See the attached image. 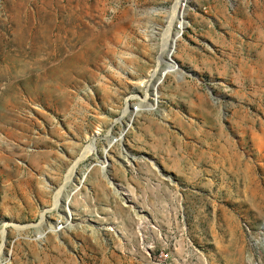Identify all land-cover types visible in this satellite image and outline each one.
Masks as SVG:
<instances>
[{
    "label": "rangeland",
    "instance_id": "rangeland-1",
    "mask_svg": "<svg viewBox=\"0 0 264 264\" xmlns=\"http://www.w3.org/2000/svg\"><path fill=\"white\" fill-rule=\"evenodd\" d=\"M175 1L0 0L2 264H264V0H193L159 83Z\"/></svg>",
    "mask_w": 264,
    "mask_h": 264
},
{
    "label": "bare ground",
    "instance_id": "bare-ground-1",
    "mask_svg": "<svg viewBox=\"0 0 264 264\" xmlns=\"http://www.w3.org/2000/svg\"><path fill=\"white\" fill-rule=\"evenodd\" d=\"M190 4L193 5V0H176L174 5H173V7L170 10L171 16H172L173 21H174V25H176V23H177V27L175 28V33H170V35H168V36H170V38H169L170 41H169V44L167 46L166 59L164 60L165 61L164 69H163L162 75L160 74L159 83L162 80L166 81L168 78H170L173 75L178 74L180 72V68L176 65V63L174 61V55L177 53L178 48H179L181 42L183 41V37H184L183 35L185 34V30L188 29V19H187L188 17L187 16H188L189 10L191 11V5ZM189 5H190V7H189ZM155 81H156V77L155 78L154 77H150V81H149V83L146 86L148 91L149 92L151 91L152 93L151 94H147V92H146L145 93L146 97L144 98V101L146 103L149 98H151L152 101H153V103L151 105L149 104V102H147L148 104H147V106H145L147 113H149V112L152 113L153 111H155V109L158 108L159 104H160V94H159L158 91H159V87L161 85L159 83L155 84ZM161 84H163V83H161ZM128 107H130V105ZM135 112L138 113L137 110H135ZM98 134H99V132H97L95 135L92 136V138H91L92 145L91 146H94L93 144L96 142V138H97ZM122 139H124L123 135L120 137V140H122ZM115 142H116L115 139H111L108 142V147L106 148V150L104 152V158H103V162H102V165H101L103 170H106L108 168V166H109V161L107 159V155H108V151H109L108 149ZM105 156H106V158H105ZM77 163H75V164H77ZM80 163H79V165H80ZM78 169H79L78 165H76V167L74 166V169L72 170L73 172L71 174V177H70L69 181H72V179L75 177V176L73 177V175L75 173H77ZM88 176H89L88 171H86L82 175V177H81L82 179L80 178L81 179V183H85L86 180L88 179ZM80 189H81V187L77 190V192ZM76 194L77 193L75 192V194L70 195L68 198L66 197L67 198V202H65L64 200H63L64 201L63 202L61 200L62 199L61 198L62 191H60L57 194L55 207L58 208V207L61 206L63 208V214L64 215L60 216V217L61 218H65L66 217L65 219H67V220L63 221V222L60 221L59 222L60 224L58 223L59 224L58 227L55 226V225L54 226L47 225V226H49V227H47V226H45L47 224L45 216L50 211L49 210L46 211L45 214L42 215V220H41L40 224H38L36 226V228L41 229L39 231V234H37L38 235L37 241H41V242H45L46 241L47 242V241H49L50 237L59 236L60 232H62V231L65 232L66 229H67V232L69 233V232H72L73 230H75V228H77V224L76 223L79 222V220L77 219L78 215L75 212V209H74V206H73L75 204V195ZM63 199H65V198L63 197ZM10 227L16 228L20 233L30 228V227H22L20 225L14 224V223H6V224H4V225H2L0 227V235L2 237V246H1V249H0V264L3 263L2 260L5 259V256L7 255L6 254V249H7V244L8 243L6 241V238H7L6 236H7V229L10 228ZM45 227H46V229H44Z\"/></svg>",
    "mask_w": 264,
    "mask_h": 264
},
{
    "label": "crops",
    "instance_id": "crops-1",
    "mask_svg": "<svg viewBox=\"0 0 264 264\" xmlns=\"http://www.w3.org/2000/svg\"><path fill=\"white\" fill-rule=\"evenodd\" d=\"M55 237H58V236H55ZM51 238V237H50Z\"/></svg>",
    "mask_w": 264,
    "mask_h": 264
}]
</instances>
